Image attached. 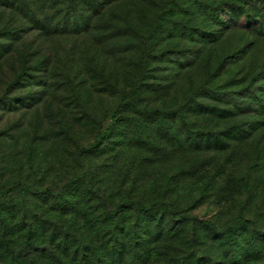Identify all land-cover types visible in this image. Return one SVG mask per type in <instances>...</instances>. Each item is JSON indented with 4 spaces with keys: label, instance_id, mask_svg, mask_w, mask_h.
<instances>
[{
    "label": "rangeland",
    "instance_id": "rangeland-1",
    "mask_svg": "<svg viewBox=\"0 0 264 264\" xmlns=\"http://www.w3.org/2000/svg\"><path fill=\"white\" fill-rule=\"evenodd\" d=\"M5 2L0 0V181L13 189L58 190L81 173L76 148L106 134L98 149L81 155L85 177L63 196L33 192L10 206L0 198V264H35V257L36 264H80L67 260L60 237L102 214L98 193L111 208L152 203L156 170L162 183H170L166 201L189 220L174 223L163 202L153 217L136 207L122 209L118 217L131 228L123 237L153 243L161 235L158 243L167 255L153 264H243L246 243L264 236V38L225 28L223 37L210 40L206 34L225 24H216L214 12L199 10L191 0H180L174 26L156 29L148 43L154 20L165 22L164 0H113L98 13L72 14L49 0H26L20 10ZM237 3L258 7L257 0ZM241 47L242 58H228L216 71ZM127 101L141 110L182 114L163 124L128 108L111 124L112 112ZM187 103L197 111L201 103L232 114L209 118L191 113L189 105L184 111ZM161 126L172 131L179 150L167 152ZM209 138L226 147H205ZM67 203L73 207L65 218L60 207ZM240 203L243 229L219 237L203 226L202 220L235 224ZM81 235L67 242L81 244ZM259 243L264 249L263 238Z\"/></svg>",
    "mask_w": 264,
    "mask_h": 264
},
{
    "label": "trees",
    "instance_id": "trees-1",
    "mask_svg": "<svg viewBox=\"0 0 264 264\" xmlns=\"http://www.w3.org/2000/svg\"><path fill=\"white\" fill-rule=\"evenodd\" d=\"M5 4L8 6L14 7L18 10L23 9L26 6V0H5ZM53 5H58L61 8V11L67 12L68 14L76 12H99L103 5L113 1V0H49ZM191 3L194 7L205 12H214L216 24L222 23L225 24L223 29H218V31L211 32L206 34V37L210 40H218L223 37L225 28L231 29H244L249 30V32L254 35H258L264 38V0H257L258 7L251 5L243 6L237 3V0H191ZM216 4V5H214ZM181 8L180 0H164V6L162 7L163 15L165 22L161 23L160 21L154 20L153 27L147 36L145 43L149 42V38L156 31V29H168L169 26H174L171 23L172 16L175 14V10ZM223 15L227 19L223 20ZM36 22V21H35ZM39 23V20H37ZM170 24V25H169ZM176 25V23H175ZM178 25L175 26L177 28ZM204 34V33H202ZM149 49L147 50V52ZM169 51H165L160 55L167 54ZM246 52L244 47H241L238 51H235L233 55L224 58L219 62V66L216 68V71L222 70L226 63H228V58H242ZM144 54L146 52L144 51ZM159 55V56H160ZM143 58V57H142ZM24 63V62H23ZM189 105V111L193 114H206L209 118H218L226 119L231 116V112L225 109L216 108V107H207L201 103H198L196 106L200 111L195 110L193 103H187L183 106L184 111ZM130 108L133 112L144 116L145 118H154L158 117L161 123L166 121H171L175 116H180L182 114V109L178 110H160L158 108L152 109H138L136 105L130 101L122 103L117 107L111 115V124L121 120L125 116V111ZM108 130V128H107ZM160 135L169 143L170 149H167V152L170 153L173 150H179L181 143L178 140H175L173 137L172 131L165 126L159 127ZM106 134L105 131L94 140V142L86 148H76L74 153V161L80 174L72 176L58 189L55 190L52 186L47 185L44 188H41L39 191H35L33 188L28 187L27 185H19L16 189H13L10 184L7 182L0 181V198L5 200L7 205L21 201L26 195H30L33 192L41 193L46 197H59L63 196L67 190L85 177V172L83 171L81 155L84 153L94 152L102 145V138ZM215 143L219 148H225L223 141L217 139L211 140L210 138L205 141V147H209L211 143ZM203 147V146H202ZM201 145H196V149L202 148ZM195 149V150H196ZM154 176L156 177L157 182L154 185L155 198L152 203L148 205L142 204L140 201H126L122 204H118L111 208L105 201L103 194L95 195L96 198H100L102 205L100 206L102 214L94 217L92 220H83L79 224V227L73 231V235H70L69 229L66 233L60 237L62 243L68 247L66 252L67 260H72L75 263L80 264H153L165 258L167 252L162 250L159 245V235L155 234L153 243H151L150 238L146 237H136L134 240L133 237L125 239L123 233H129L130 227L122 221L118 216L122 209H132L134 207L144 211L146 214L155 215L157 211L158 204H164L166 211L169 217L172 218L174 223L181 224L184 226L185 223L189 220V215L187 213H176L171 202L166 201L167 194L169 191L170 183H162V175L159 170L154 171ZM89 192L93 193L91 187H89ZM59 199V198H58ZM61 199V198H60ZM59 199V200H60ZM157 203V204H156ZM70 203L63 204L60 209L64 210L65 218L70 208H72ZM244 207L243 203L239 204L238 219L237 222L233 225L218 227L214 222L209 220H202V224L205 228L218 235L219 237L225 236L226 234L236 232L245 227L246 220L243 217L242 209ZM91 211V210H89ZM64 216V215H62ZM65 218L63 220H65ZM160 226L162 221L157 222ZM78 231H81V239L76 243H68L67 239H73V242L77 240L76 236ZM177 232V231H176ZM3 234H9L7 232ZM27 242L31 241V229L28 228L24 233ZM164 235L169 234V230L163 232ZM162 234V235H163ZM74 236V237H73ZM264 239V236H261ZM261 238L246 243L244 252L240 254L243 264H254L256 262H262L264 264V249L260 245ZM130 239V240H129ZM132 239V240H131ZM10 239L4 238V244L6 251L9 256L14 257L13 246L9 241ZM73 249V254L71 257L70 250ZM12 260V259H11ZM38 258L35 257V264L38 262ZM29 262H32L29 260ZM33 263V262H32ZM34 264V263H33Z\"/></svg>",
    "mask_w": 264,
    "mask_h": 264
}]
</instances>
